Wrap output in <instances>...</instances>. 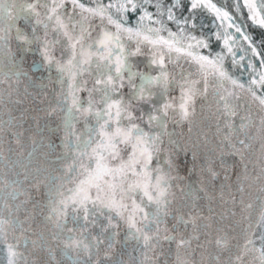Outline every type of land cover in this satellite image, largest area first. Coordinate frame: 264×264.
<instances>
[{
  "label": "snow or ice",
  "instance_id": "6c2138e0",
  "mask_svg": "<svg viewBox=\"0 0 264 264\" xmlns=\"http://www.w3.org/2000/svg\"><path fill=\"white\" fill-rule=\"evenodd\" d=\"M25 79L45 95L57 85L44 123L33 117L26 156L24 132L14 130L23 113L9 109L3 119L4 95L21 103L11 95ZM0 88V264H34L29 248L44 247L42 232L30 235L35 216L25 207H38L32 191L41 185L44 222L62 244L60 261L48 250L55 264H126L130 244L138 264H156L164 243L175 245L174 264H196L194 243L214 244L217 264H264V202L259 233L244 216L231 226L236 232L249 221L237 235L218 226L213 237L214 218L197 203L203 188L181 186L172 155L179 145L168 127L188 124L191 132L198 104L202 113L206 106L208 153H218L222 167L228 156L243 163L258 142L264 176V116L257 125L252 114L253 106L264 113V0H0ZM5 133L21 159L4 154ZM203 170L219 176L211 159ZM243 171L241 193L247 164ZM251 253L258 255L248 260Z\"/></svg>",
  "mask_w": 264,
  "mask_h": 264
},
{
  "label": "water",
  "instance_id": "95a60500",
  "mask_svg": "<svg viewBox=\"0 0 264 264\" xmlns=\"http://www.w3.org/2000/svg\"><path fill=\"white\" fill-rule=\"evenodd\" d=\"M219 3L225 6H231L234 0H218ZM246 13V10H245ZM211 20V17H207L204 22L207 23ZM259 30H257L258 32ZM95 35V34H94ZM31 63V58L26 62L25 68L27 69ZM170 69L173 66H169ZM187 68V65H185ZM179 71V70H177ZM188 71L194 72V69H188ZM53 77L56 76L55 71L52 73ZM247 76V73H245ZM195 78V77H193ZM47 83V81H45ZM57 87L55 83H49L47 88V95L41 92L37 87H34L29 83V81L21 80L18 85H14L11 95V100H19L21 103L15 104L9 102V97L5 94V108L3 119H8V110L12 111V115L19 118L21 113L24 115V119L19 122L23 125L22 128H16L14 130L23 131V144H24V156L30 151V140L29 137L35 136V121L33 117L40 120V123H44L45 119V109L47 108L49 101L54 98L52 96V89ZM3 88H7L4 85ZM0 88V91L3 90ZM27 89V91H25ZM45 99V101H44ZM211 99V98H209ZM208 114L207 107L202 113L200 105L197 106V119L196 123L192 126V131L189 132V125H173L169 122V130L175 132L174 139L179 145V150H173V160L179 169V173L185 179L180 182L181 186H186L192 184L197 187H202L203 190L197 193L199 199L197 201L201 211L205 216L211 215L214 218L212 235L215 236L216 227H224L226 229H231V226L235 224L236 221H240L244 216L251 217V223L253 224V231L259 233L260 229L255 227V222L261 211V204L264 202V192L260 189L264 188V176H261L260 168L261 162L257 159L260 155L259 153V143L254 144L250 154H246L245 160L241 163L239 157L228 156L224 157L225 165L222 167L221 159L218 153L209 154L207 149L203 146V133L208 132L209 136V123L204 120V116ZM252 114L256 124H259V120L264 113H261L259 109L255 106L252 107ZM211 131H215L214 123L211 125ZM255 132V127L253 128ZM37 139L39 137H36ZM10 137L7 133L3 136V151L6 156H10L11 159H21L17 153L20 152L19 147L13 142L9 144ZM213 140V144H215ZM9 147L13 149L12 153H9ZM193 152L196 153L195 159L193 158ZM209 159H211V166L219 173L217 179L212 180L203 169L206 168ZM251 161V162H249ZM244 164H247L248 175L250 179L244 182V192L238 191L240 182L237 180L238 175L244 174ZM19 171V169H16ZM227 170V171H226ZM55 174V173H54ZM175 174V173H174ZM227 174L228 179H225ZM11 175V173H10ZM257 176H261L260 179H254ZM177 193V198L179 199L181 193L178 189H174ZM46 188L41 185L40 191H32L33 202H38V207L33 208V203L27 204L25 207L28 213H32L35 216V220L31 222L30 235L32 239H37V233L42 232L44 234V247H38L34 253H32L31 248H29V260L33 261L34 264H55V261L49 256V248L55 250L56 261L61 260L60 248L62 244L60 241L53 240L49 235V230H54L53 225L46 224L44 222V216L47 214V209L44 207L46 203ZM233 197L235 202H233ZM25 197H19L16 203L24 200ZM243 201V203H241ZM251 203L252 208L247 209L245 205ZM211 210V211H209ZM235 213V216L232 215ZM27 213L24 209H21L19 213L20 218L23 220ZM171 223V222H170ZM249 221L245 220L243 223L237 227L236 232H231L230 235H237L240 227L247 225ZM121 235H123V229L121 230ZM204 237L201 236V240ZM256 246L259 247V240L256 242ZM134 245L130 244L128 246L127 252L130 254H125L124 259L126 264H138L141 259L140 252L133 251ZM195 248V253L190 259H194L196 264H217L214 257L218 254L217 249L214 244L206 245L205 249L196 248L195 243L193 244ZM23 250V249H22ZM119 246L117 252H119ZM162 255L156 261V264H174L175 260V245L171 246V250L167 243L162 246ZM155 258L153 253H149ZM228 253L221 254V261H226L228 258ZM258 255L257 253H251L247 259L251 260L253 256ZM4 260V251L2 245H0V262ZM256 264H259L257 261Z\"/></svg>",
  "mask_w": 264,
  "mask_h": 264
},
{
  "label": "bare ground",
  "instance_id": "6f19581e",
  "mask_svg": "<svg viewBox=\"0 0 264 264\" xmlns=\"http://www.w3.org/2000/svg\"><path fill=\"white\" fill-rule=\"evenodd\" d=\"M44 101H45V99H44Z\"/></svg>",
  "mask_w": 264,
  "mask_h": 264
}]
</instances>
